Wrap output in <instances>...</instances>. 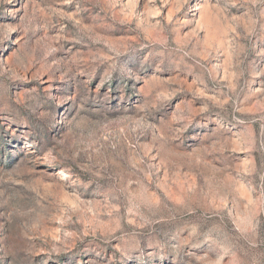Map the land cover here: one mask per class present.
<instances>
[{"label":"rangeland","instance_id":"374dc122","mask_svg":"<svg viewBox=\"0 0 264 264\" xmlns=\"http://www.w3.org/2000/svg\"><path fill=\"white\" fill-rule=\"evenodd\" d=\"M0 264H264V0H0Z\"/></svg>","mask_w":264,"mask_h":264}]
</instances>
